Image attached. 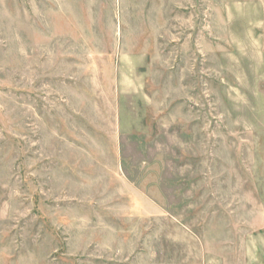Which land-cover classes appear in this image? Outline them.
Here are the masks:
<instances>
[{
    "label": "rangeland",
    "instance_id": "rangeland-1",
    "mask_svg": "<svg viewBox=\"0 0 264 264\" xmlns=\"http://www.w3.org/2000/svg\"><path fill=\"white\" fill-rule=\"evenodd\" d=\"M0 264H264V0H0Z\"/></svg>",
    "mask_w": 264,
    "mask_h": 264
}]
</instances>
